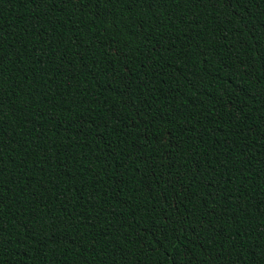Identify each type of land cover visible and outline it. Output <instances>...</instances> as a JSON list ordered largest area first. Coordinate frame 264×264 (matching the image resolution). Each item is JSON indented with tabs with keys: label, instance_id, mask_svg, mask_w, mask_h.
Segmentation results:
<instances>
[{
	"label": "trees",
	"instance_id": "obj_1",
	"mask_svg": "<svg viewBox=\"0 0 264 264\" xmlns=\"http://www.w3.org/2000/svg\"><path fill=\"white\" fill-rule=\"evenodd\" d=\"M0 264H264V0H0Z\"/></svg>",
	"mask_w": 264,
	"mask_h": 264
}]
</instances>
